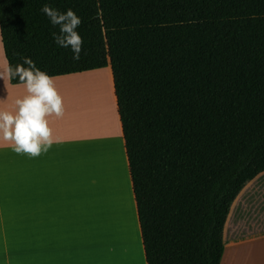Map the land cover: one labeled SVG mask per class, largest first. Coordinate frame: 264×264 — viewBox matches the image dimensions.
Masks as SVG:
<instances>
[{"label": "trees", "instance_id": "obj_1", "mask_svg": "<svg viewBox=\"0 0 264 264\" xmlns=\"http://www.w3.org/2000/svg\"><path fill=\"white\" fill-rule=\"evenodd\" d=\"M45 4L81 18L78 61ZM0 37L13 68L110 66L146 264H218L228 205L264 169V0H0Z\"/></svg>", "mask_w": 264, "mask_h": 264}, {"label": "crops", "instance_id": "obj_2", "mask_svg": "<svg viewBox=\"0 0 264 264\" xmlns=\"http://www.w3.org/2000/svg\"><path fill=\"white\" fill-rule=\"evenodd\" d=\"M6 63L0 37V71H3ZM102 70L98 68L53 76V79L61 96L62 87L67 82L74 79V83L77 77ZM108 72L125 163L126 180L123 184L130 196L131 225H128L125 214L119 221H114V225L100 220L101 207L97 209V205H94L93 209L92 197L90 199L89 194V197L86 196L84 187H81L84 184L79 186L77 183L79 173L76 170L84 161L77 132L83 138L84 131H77L76 118L73 127H70L69 113L64 112L61 117L53 115L48 120L57 142L40 156L17 154L9 142L0 141V179L36 180L27 198L25 196L28 194L23 193V202L21 191L14 193V198L18 196L20 199V211L26 209L25 204L29 206L27 220L20 218L15 223L7 222L5 219L9 215H15L4 213L5 210L9 211L8 208H0V264H146L111 70L108 69ZM26 94L23 84H12L6 78L0 79V110L14 111L15 100ZM100 133L98 128L91 134L92 137H88L96 148L98 145L101 148L96 149L95 167L97 163L102 164L101 156L112 151L110 147H103L107 140L102 141ZM103 169L98 174L95 168L99 180L97 189L100 182H107L108 168ZM37 180L43 185L38 186ZM92 195L94 199H100L93 190ZM112 208L119 211L115 206ZM121 220L125 221L124 224H121ZM21 226L30 228L27 237L18 234L16 228ZM220 244L218 264H264V169L248 179L230 201L221 227Z\"/></svg>", "mask_w": 264, "mask_h": 264}, {"label": "rangeland", "instance_id": "obj_3", "mask_svg": "<svg viewBox=\"0 0 264 264\" xmlns=\"http://www.w3.org/2000/svg\"><path fill=\"white\" fill-rule=\"evenodd\" d=\"M110 70L109 66L103 67L101 69H103L102 71H97L95 73L89 74V75H84V76H80V77H84L83 79L85 80V83L83 85V88L79 89L78 91H74L73 90V85L76 84V82L72 83L74 81V79L72 81H69L70 83H67L66 85L64 84L62 87V91L63 94L61 95L62 100H63V106H64V112L69 113V122H70V127H73L74 124V120L76 118L77 122H76V129L77 131L82 130L80 123L78 122V119H81L80 115L78 114V112L76 111V109L78 107H80V109L82 108V106H84L85 104H87V102L91 99L93 100H97V106H95L97 113L100 115H104L106 116V114L109 117V121L112 125H114V129L116 131L115 134V140L114 143L111 142H107L109 141V136L111 134H109V132L107 130H105L104 132L101 131L100 133V138L101 140H107L104 142L103 147H106L107 149L110 147V149L112 150L111 153L109 154L108 152L105 153L103 156L100 157V160L102 164H104V166H101L102 164H96V167L98 169V174H101V168L105 170L106 168H108V170L106 169V181L107 182H100L101 185H98V189L96 186H94V182L92 180V176L91 174H93V170H92V161H93V156L90 150V145H93L94 147L96 146L95 143L93 141H91L89 138L87 139L88 141L87 143V153H85V149H84V135L83 138L81 136H79L78 132H77V138L78 140V146H79V150L82 151L83 154V158L84 161L82 162V164L79 165L78 169L76 170V172L79 173V178H78V185L80 186V184H84V185H88V186H81L84 191L86 196L89 194V197L91 199L92 197V207L94 209V205H97V209H99V207H101V210L99 209L100 215L103 214V219L104 222H112V224L114 225V221L116 220H120L122 219L123 215L125 214L124 209V204H123V196H122V191L120 190L121 185L119 183V181L117 180V176H118V171L115 168V166L113 165V161L115 162V160H117L116 155H114V151L115 152L117 150H119L120 153V163H121V169L124 175V179L126 180V175H125V163H124V157H123V153L121 150V146H120V138H119V134H118V128H117V123L115 121V115H114V111H113V100L114 97L112 96L111 93V88H110V81H109V77H108V69ZM107 69V70H106ZM96 70V69H95ZM80 77H77L80 78ZM103 80H105V82L108 84V86L104 85L103 87ZM72 83V84H71ZM69 87V88H68ZM69 90V91H68ZM73 93V96L71 98V104L73 106V109L70 111L69 107V103H70V94ZM108 93V94H106ZM101 102H105V105L102 104L101 107H99V103ZM105 107V108H104ZM94 108V109H95ZM108 109V110H107ZM104 111V112H103ZM110 113V114H109ZM64 114V113H63ZM76 114V117H74ZM110 115H112L110 117ZM98 129V128H97ZM73 130V129H72ZM96 130V128H95ZM94 130V132H95ZM87 137V136H86ZM85 137V138H86ZM99 139V138H97ZM100 140V141H101ZM86 147V146H85ZM95 149H101L100 145L97 146V148L95 147ZM100 153V152H99ZM97 158V157H96ZM110 161V164H109ZM87 170V171H86ZM87 172V173H86ZM92 172V173H91ZM89 176H88V175ZM87 175V179L84 180V178ZM90 179H89V178ZM3 180H5L3 182ZM86 181V183H85ZM89 181V182H88ZM102 181V180H101ZM88 182V183H87ZM38 186L43 185L42 182H40L39 180H37ZM36 184V180H30V179H20V180H14L12 178H8V179H0V208H8L9 211L5 210L4 213H10V214H14L15 217H11V215H9L7 222H14L17 221L18 219H22V220H27L29 217V211L28 208L29 206H27L25 204L26 209L23 211H20V199H18V196L16 198H14V193L15 191L19 192V190L22 193V202H23V193H26L28 195L25 196V198H27L29 196V192L30 189H33V187ZM128 190H129V186L128 183L126 182ZM87 188V189H86ZM92 188V189H91ZM92 190L94 191L96 196H99L100 199H94L93 195H92ZM127 196H129L128 191H127ZM103 197V199H102ZM130 197V196H129ZM127 198V202H126V219L129 220L128 218V214H131L132 211L130 209V198ZM96 200V201H95ZM101 202V204H100ZM6 203V204H5ZM103 203V204H102ZM115 206L116 209H119V211H116L115 209H113L112 207ZM129 206V207H128ZM15 208L14 211H12V208ZM23 205H22V209H23ZM122 211V212H121ZM13 216V215H12ZM114 218V220H113ZM14 219V220H13ZM9 220V221H8ZM11 220V221H10ZM13 220V221H12ZM101 220V218H100ZM96 221V220H94ZM122 223L124 224V220H121ZM118 225V224H117ZM128 225H131V221H128ZM16 230H18V234L27 237L29 235V231L30 228L27 226H21L16 228Z\"/></svg>", "mask_w": 264, "mask_h": 264}, {"label": "clouds", "instance_id": "obj_4", "mask_svg": "<svg viewBox=\"0 0 264 264\" xmlns=\"http://www.w3.org/2000/svg\"><path fill=\"white\" fill-rule=\"evenodd\" d=\"M41 11L53 26H59V34L53 33L54 42L60 47L70 48L73 60L78 61L83 45L77 31L82 23L81 18L72 9L60 12L48 4ZM22 59L23 63L17 64L15 68L6 63L3 71H0L2 80L6 78L11 81L18 77L27 93L15 100L14 111L0 110V141L9 142L17 154L37 157L57 142L48 117H61L64 106L53 77L37 68L32 59Z\"/></svg>", "mask_w": 264, "mask_h": 264}, {"label": "bare ground", "instance_id": "obj_5", "mask_svg": "<svg viewBox=\"0 0 264 264\" xmlns=\"http://www.w3.org/2000/svg\"><path fill=\"white\" fill-rule=\"evenodd\" d=\"M84 77H80V78H78V79H75L76 80V84H74L73 85V90L74 91H78L79 89H81V88H83V85H84V83H85V80L83 79ZM103 82V87H104V85L106 86H108V84L105 82V80H103L102 81ZM106 94H108V93H106ZM71 96H70V103H69V109H70V111L73 109V106H72V104H71V98H72V96H73V93H71L70 94ZM97 101V100H96ZM95 100H93V99H91V101L89 100L88 102H87V104H85L84 106H82V108L80 109V107H78L77 109H76V111L78 112V114H81L80 115V117H81V119H78V122L80 123V126H81V128L83 129V131H84V133H83V135H84V144H85V146H84V149H85V153L86 154H88L87 153V139H88V137H90L91 136V134H93V132H94V130H95V128L97 129V128H100V130L101 131H105V130H107L108 132H109V134H111L110 136H109V141L108 142H111V143H114V138H115V134H116V131H115V129L113 128L114 127V125H112L111 123H110V121H109V117H108V115L106 114V116H104L103 114L102 115H100V114H98L97 113V110H96V108H95V106H97L96 104H97V102H96ZM102 104H104L105 105V102L103 103V102H101V103H99V107H101L102 106ZM95 108V109H94ZM105 108V107H104ZM108 110V109H107ZM104 112V111H103ZM110 114V113H109ZM112 115H110V117H111ZM106 132V131H105ZM87 136V137H86ZM86 137V138H85ZM92 137V136H91ZM89 142V141H88ZM91 148H90V150L89 151H91V153H92V156H93V161H92V170H93V174H91V178H92V180H93V182H94V186H97V183H98V181L99 180H97V177H98V174H97V172H96V170H95V163H96V152H97V150L95 149V147L93 146V145H91L90 146ZM114 151V155H116V157H117V160H115V162L113 161V165L115 166V168L117 169V171H118V176H117V180L119 181V183L121 184H123L124 183V175H123V173H121L122 172V170L123 169H121V161H120V159H119V157H120V153H119V150H117L116 152H115V150H113ZM87 171V170H86ZM87 173V172H86ZM92 173V172H91ZM88 175V174H87ZM87 175H86V177L84 178V180L85 179H87ZM89 176V175H88ZM89 178V177H88ZM90 179V178H89ZM89 182V181H88ZM87 182V183H88ZM85 183H86V181H85ZM89 185V184H88ZM87 184H86V186H88ZM121 189V193H122V196H123V204H124V211H125V214H127V212H126V202H127V198H128V196H127V188L125 187V185L123 184V185H121V187H120ZM101 216V220L102 221H104V217H103V214H101L100 215ZM128 216V218L130 219V214H128L127 215ZM129 221V220H128Z\"/></svg>", "mask_w": 264, "mask_h": 264}]
</instances>
